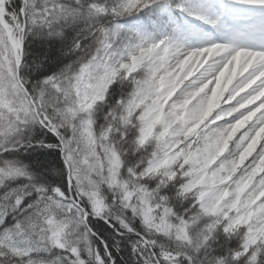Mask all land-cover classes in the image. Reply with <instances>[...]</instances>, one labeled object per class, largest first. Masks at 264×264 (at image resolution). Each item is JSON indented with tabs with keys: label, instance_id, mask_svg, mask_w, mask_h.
<instances>
[{
	"label": "snow or ice",
	"instance_id": "obj_1",
	"mask_svg": "<svg viewBox=\"0 0 264 264\" xmlns=\"http://www.w3.org/2000/svg\"><path fill=\"white\" fill-rule=\"evenodd\" d=\"M0 264H264V0H0Z\"/></svg>",
	"mask_w": 264,
	"mask_h": 264
}]
</instances>
